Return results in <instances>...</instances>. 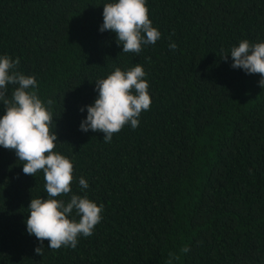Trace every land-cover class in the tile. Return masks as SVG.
I'll list each match as a JSON object with an SVG mask.
<instances>
[{
	"label": "trees",
	"instance_id": "obj_1",
	"mask_svg": "<svg viewBox=\"0 0 264 264\" xmlns=\"http://www.w3.org/2000/svg\"><path fill=\"white\" fill-rule=\"evenodd\" d=\"M111 2L0 0V56L19 58L17 70L53 101L54 151L73 163L72 193L57 198L103 205L75 248L45 240L37 255L26 219L31 199L47 198L44 174L25 175L0 146V264H168L169 253L173 264H264V88L230 55L243 39L264 41V0H146L161 36L139 54L99 30ZM136 64L152 101L138 127L110 142L81 131L95 81Z\"/></svg>",
	"mask_w": 264,
	"mask_h": 264
},
{
	"label": "clouds",
	"instance_id": "obj_2",
	"mask_svg": "<svg viewBox=\"0 0 264 264\" xmlns=\"http://www.w3.org/2000/svg\"><path fill=\"white\" fill-rule=\"evenodd\" d=\"M103 24L100 31L116 34L118 44L124 53H137L142 46L155 44L160 31L149 18L146 0H114L103 7ZM175 50V42L169 45ZM229 54L222 56L228 59ZM231 67L243 69L248 74H259V85L264 88V41L250 43L247 39L239 42L230 52ZM19 58L13 60L8 55L0 56V102L6 111L0 116V146L15 150L18 160L23 162V173L36 176L42 171L47 198H32L26 219L27 232L40 241L35 248L37 255H43V242L49 241L48 248L58 250L77 246L78 237L92 235L101 221L103 205H97L85 194H71L70 199H58L72 193V161L54 151L57 134L50 130L54 117L47 104L38 95L35 76L20 72ZM146 73L140 64L122 71L116 67L106 78L95 81L98 96L93 104L87 105V116L81 121L80 130L104 133L103 140L110 142L126 124L133 129L139 125L142 111L149 110L151 96L149 84L144 79ZM9 84L16 85L8 97ZM84 111V107H81ZM79 186L88 188V182L81 177ZM75 211V217L70 214ZM182 252H188L184 247ZM179 257L169 253L168 264Z\"/></svg>",
	"mask_w": 264,
	"mask_h": 264
}]
</instances>
